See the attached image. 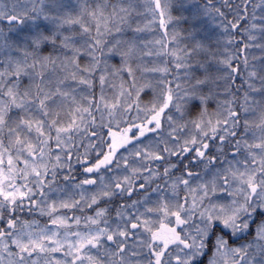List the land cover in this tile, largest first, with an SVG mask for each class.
I'll return each mask as SVG.
<instances>
[{
	"label": "snow or ice",
	"instance_id": "1",
	"mask_svg": "<svg viewBox=\"0 0 264 264\" xmlns=\"http://www.w3.org/2000/svg\"><path fill=\"white\" fill-rule=\"evenodd\" d=\"M0 264H264V0H0Z\"/></svg>",
	"mask_w": 264,
	"mask_h": 264
}]
</instances>
